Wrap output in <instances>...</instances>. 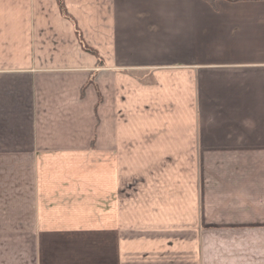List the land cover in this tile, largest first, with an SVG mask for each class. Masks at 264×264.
I'll list each match as a JSON object with an SVG mask.
<instances>
[{
	"label": "crops",
	"instance_id": "0c3cea01",
	"mask_svg": "<svg viewBox=\"0 0 264 264\" xmlns=\"http://www.w3.org/2000/svg\"><path fill=\"white\" fill-rule=\"evenodd\" d=\"M64 2L0 0V264H264V0Z\"/></svg>",
	"mask_w": 264,
	"mask_h": 264
},
{
	"label": "trees",
	"instance_id": "16d2710c",
	"mask_svg": "<svg viewBox=\"0 0 264 264\" xmlns=\"http://www.w3.org/2000/svg\"><path fill=\"white\" fill-rule=\"evenodd\" d=\"M206 1H208V2L211 3V4H216L219 0H206ZM229 1L237 2V1H245V0H229ZM58 2H59V7H60L61 12H62L64 15H66L67 17H69L70 19H72V21H74L73 18H72V16L69 14V12H68V10H67V7H66V5H65L64 0H58ZM74 24L76 25V22H75V21H74ZM76 29H77L79 32H81V30H80L78 27H76ZM80 39H82V37H81V33H80ZM82 43H83V41H82ZM84 47H85V49H87L88 51H90V52H94V49H93V48L88 47V46L85 45V44H84Z\"/></svg>",
	"mask_w": 264,
	"mask_h": 264
},
{
	"label": "rangeland",
	"instance_id": "374dc122",
	"mask_svg": "<svg viewBox=\"0 0 264 264\" xmlns=\"http://www.w3.org/2000/svg\"><path fill=\"white\" fill-rule=\"evenodd\" d=\"M6 46V45H5Z\"/></svg>",
	"mask_w": 264,
	"mask_h": 264
}]
</instances>
